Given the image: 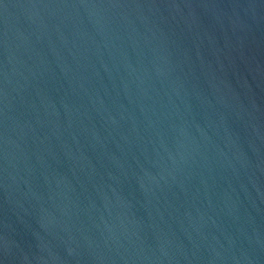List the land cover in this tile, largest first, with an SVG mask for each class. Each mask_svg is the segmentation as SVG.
<instances>
[{"label":"water","instance_id":"95a60500","mask_svg":"<svg viewBox=\"0 0 264 264\" xmlns=\"http://www.w3.org/2000/svg\"><path fill=\"white\" fill-rule=\"evenodd\" d=\"M0 264H264V0H0Z\"/></svg>","mask_w":264,"mask_h":264}]
</instances>
